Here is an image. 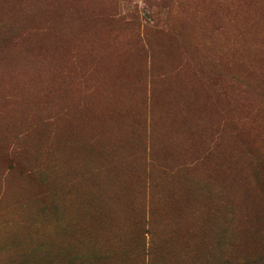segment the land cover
Segmentation results:
<instances>
[{
    "label": "rangeland",
    "instance_id": "obj_1",
    "mask_svg": "<svg viewBox=\"0 0 264 264\" xmlns=\"http://www.w3.org/2000/svg\"><path fill=\"white\" fill-rule=\"evenodd\" d=\"M0 264H264V0H0Z\"/></svg>",
    "mask_w": 264,
    "mask_h": 264
}]
</instances>
